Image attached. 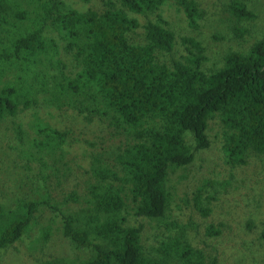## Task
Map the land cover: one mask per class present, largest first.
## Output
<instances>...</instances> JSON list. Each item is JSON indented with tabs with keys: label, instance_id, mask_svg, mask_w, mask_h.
<instances>
[{
	"label": "trees",
	"instance_id": "1",
	"mask_svg": "<svg viewBox=\"0 0 264 264\" xmlns=\"http://www.w3.org/2000/svg\"><path fill=\"white\" fill-rule=\"evenodd\" d=\"M168 1L189 25L202 17L196 0H105L102 7L85 9L67 0H0V120L41 101L75 110L87 122L98 119L111 136L123 137L112 156L92 153L84 204L74 212L50 203L47 191L37 199L16 198L14 205L0 202V249L27 232L45 204L59 211L62 234L90 250L78 264H168L171 258L181 264H220L216 254L206 258L188 244L183 230L145 250L143 225L126 226L122 211L165 220L169 173L209 146L208 121L216 115L223 125L221 150L227 164L245 165L251 155L264 156V37L246 51L228 50L210 71L202 69L203 47L190 36L181 38L189 45L171 66L158 62V52L174 47L171 28L148 19L143 43H133L127 33L139 26L131 14L158 10ZM229 10L238 20L255 17L243 0H231ZM60 46L75 71L66 70ZM27 127L14 122V135L25 145L24 155L38 161L42 180L47 182L50 166L57 179L65 176L70 128L53 127L37 114ZM185 133L192 135L193 148ZM193 202L207 213L200 194ZM206 231L217 235L221 230L209 225ZM259 238L264 243V230Z\"/></svg>",
	"mask_w": 264,
	"mask_h": 264
},
{
	"label": "rangeland",
	"instance_id": "2",
	"mask_svg": "<svg viewBox=\"0 0 264 264\" xmlns=\"http://www.w3.org/2000/svg\"><path fill=\"white\" fill-rule=\"evenodd\" d=\"M67 1L85 9L101 4L102 7L105 0ZM196 1L203 11L196 25H189L183 12L168 1L158 10L131 14L139 26L127 33L128 38L133 43L145 42L143 25L148 19L156 20L171 28L176 38L170 52L156 54L158 62L171 66V61L179 58L185 52L184 46L189 45H183L181 38L190 36L203 47L202 69L210 71L222 63V56L228 50L246 51L252 42L264 37V0H243L255 13L249 20H238L230 12L231 0ZM69 56L60 46V58L71 73L76 68ZM33 114L53 127L70 128L71 141L64 145L68 167L64 170L65 176L57 179L50 166L46 168L48 178L44 182L39 176L38 161L28 159L32 157L27 158L21 151L25 145L14 135V122L28 130L27 122ZM222 126L217 115L209 119V146L195 151L187 166L169 173L166 191L170 202L164 221L122 211L126 215V226L143 225L141 242L145 250L152 246L157 248L183 230L188 244L203 251L206 258L216 254L220 264H264V243L259 238L264 230V156L251 155L245 165L227 164L221 150ZM109 132L106 124L98 119L87 122L75 110L56 109L41 101L36 106L19 110L13 117L1 119L0 202L14 205L16 198L37 199L47 191L50 203L74 212L84 204L82 191L91 180L88 167L92 153L102 151L103 157L112 156L111 151L123 140L122 136H111ZM185 141L193 148L191 134L185 133ZM196 193L200 194V206L208 208L206 214L193 205ZM61 220L58 210L45 204L39 206L27 232L12 245L0 249V264H44L56 260L78 264L86 259L90 250L76 246L62 234ZM209 225H218L221 231L211 235L206 231ZM44 229L45 236L41 234ZM168 264L181 263L171 258Z\"/></svg>",
	"mask_w": 264,
	"mask_h": 264
}]
</instances>
